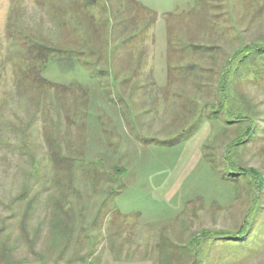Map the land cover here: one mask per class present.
Masks as SVG:
<instances>
[{"label": "rangeland", "instance_id": "rangeland-1", "mask_svg": "<svg viewBox=\"0 0 264 264\" xmlns=\"http://www.w3.org/2000/svg\"><path fill=\"white\" fill-rule=\"evenodd\" d=\"M12 1L0 0V264H264V59L226 63L264 46V0ZM59 19L71 52L44 76L67 91H17L23 41L6 24L58 43ZM226 69L241 112L215 118ZM236 116L251 131L224 166ZM240 166L263 178L233 176Z\"/></svg>", "mask_w": 264, "mask_h": 264}, {"label": "trees", "instance_id": "trees-1", "mask_svg": "<svg viewBox=\"0 0 264 264\" xmlns=\"http://www.w3.org/2000/svg\"><path fill=\"white\" fill-rule=\"evenodd\" d=\"M46 0H44L45 2ZM95 1V0H94ZM14 1L11 3V12H13L14 8ZM43 2V3H44ZM95 4V3H94ZM61 8V7H59ZM12 14H10L11 17ZM12 23V22H11ZM11 23L6 24V33L8 36H13L15 41H23V50L19 52V54H16V59L18 62H13V75H14V81H15V86H17V91L18 90H24L25 92L29 93H35L38 94V98L40 97V94L42 92H45L46 89H53L54 90H59V92H65L67 91V88L65 86H59L56 85L52 80L48 79L47 77L44 76V73L48 67V65L51 63V61H61L62 59L66 58L65 56L70 53V48L67 47V42L64 36L68 35L65 23L63 22L62 19L57 20V25L59 26V29L61 30L62 38L60 42L58 43H52L48 41V39L44 37H37V36H23L24 31L23 30H11ZM24 26V25H23ZM24 30H28L26 27H23ZM94 32L97 30L93 29ZM27 38V39H26ZM65 39V41H64ZM19 41V42H20ZM21 43V42H20ZM96 59H101L103 56L102 51L99 50H94ZM213 47H205V46H200L199 47V53L201 56L203 55H210L211 52H214ZM218 53V52H217ZM256 58L258 59H264V46L257 45L256 43H249V44H244L242 45L241 48L235 50L233 53H231L230 58L226 59V63H230L231 61H236L238 64V68H240L241 64H244L245 62L248 61H254ZM237 68V69H238ZM136 71L134 70L133 73ZM229 71L226 69L225 72L222 74H219V79L217 80L216 84V91H214V94L218 93V103L217 106L214 108L212 114L214 115L215 118H219V116L223 113V110L226 108L228 109V104H230V108L232 112L235 114H238L241 112L238 110L240 107H237L234 105L232 106L233 103L230 102V98L226 94L224 88H222L225 80V76L227 75ZM237 73L236 75H238ZM261 75V74H259ZM256 76V75H255ZM259 77V76H256ZM262 79H264V76H262ZM223 81V84H222ZM237 87L234 88L233 90L237 91ZM211 92V91H210ZM234 96V95H233ZM245 105V102L242 103ZM247 105V104H246ZM241 109V108H240ZM245 113L248 112L247 109H244ZM241 114V113H240ZM255 115V113H254ZM256 116V115H255ZM245 117L243 116H236L235 118L229 119L226 117V120L224 124L228 125L229 127H236V135L232 139V141L226 146L225 153L222 156L224 166H226V159H228L227 152L230 150L231 147H238L240 145L245 144L246 138L249 136L251 127L247 126L242 132L240 131V126L239 122H241V119ZM226 129V128H225ZM224 129V130H225ZM223 130V131H224ZM48 139L47 143H49V146L51 147V162L53 164V168L56 171H63L65 167V162L63 158H61L56 151L53 149L55 147V139H50V137H46V140ZM208 144L204 145L205 148H207ZM31 156V154H30ZM225 160V162H224ZM238 173L233 175H242V174H249L253 176L254 179H262L263 176L262 174L253 167H244L240 166L237 169ZM33 175L30 174L29 177H32ZM47 180V179H46ZM61 178L57 179L58 181L56 186H62L61 182L59 181ZM45 181V179H44ZM51 185H53L51 183ZM50 186V184L48 185ZM42 187H44V184H42ZM48 188V187H47ZM26 188H24L23 192L24 194L26 193ZM23 194V195H24ZM21 198V197H19ZM34 204V200H31V205ZM31 209V210H30ZM29 212H27L26 216H24V221L22 226H27V219H28V214L31 215L32 208L28 206L26 208ZM212 234H215V239L217 238H225L224 235L226 234V230L224 229H219L216 231H210L207 229H204L201 231V235H204L206 237L211 236ZM7 254V252H6ZM180 254V255H178ZM175 255V254H174ZM177 260L182 259L185 256V253L181 251V253H177L176 255ZM180 256V258L178 257ZM9 255L7 254V258ZM6 258V256H5Z\"/></svg>", "mask_w": 264, "mask_h": 264}]
</instances>
